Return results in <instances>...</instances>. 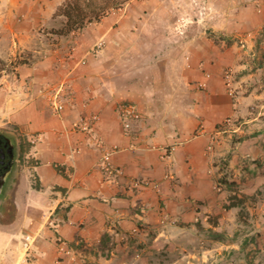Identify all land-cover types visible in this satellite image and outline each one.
<instances>
[{"label":"crops","instance_id":"1","mask_svg":"<svg viewBox=\"0 0 264 264\" xmlns=\"http://www.w3.org/2000/svg\"><path fill=\"white\" fill-rule=\"evenodd\" d=\"M224 1L217 3L225 5ZM258 1V5L263 4V17L264 1ZM32 2V11L25 15L34 17L35 28L50 20L57 0ZM253 2L246 1L240 13L253 12ZM19 5L16 8L25 10L24 4ZM14 8L0 7L1 30H13ZM162 8L151 7L156 13L163 12ZM128 12L134 15L137 8L131 5ZM101 24L99 28L108 31L114 26ZM157 26L128 19L119 22V29L124 31ZM224 26L215 25L213 30ZM90 42L87 39L85 45ZM191 42L187 39L185 47L191 48ZM199 45L200 50H190V60L200 58L216 66L211 65L214 68L208 90L194 93V101L192 89L185 85L181 90L174 84L155 86L145 93L142 84L118 72L114 63L123 54L107 52L88 57L85 66L72 68V87L59 113L46 99L48 91L39 93L40 89L29 87L28 100L17 104L9 120L21 124L33 138L27 155L33 158L31 169L36 184L17 182L11 196L4 199L9 208L4 210L6 218L0 219V264H126L122 257L129 251L140 250L139 256L147 257L157 250L160 237L168 231L184 234L185 228L194 229L193 223L180 225L176 223L179 220L188 224L202 212L220 214L217 226L207 227L218 235L224 234V220L228 225V221L235 224V206L226 211L231 217L233 214V219L221 214L226 191L218 193L214 182L223 174L221 180L240 183L245 172L237 177L236 163L251 156L254 162L246 169L250 176H246L247 184L251 185L247 190L258 186L264 189V54H253V66L241 70L248 66L240 62L241 53L209 50L207 39H201ZM124 61L118 65L123 66ZM231 61L237 70L234 100L224 94L217 69L218 63ZM45 77L50 78L48 71ZM186 77L190 78V74L184 72V82ZM120 100L134 101L143 115L133 120L129 129L123 127L118 115ZM229 114L243 120L236 124L233 134L224 137L215 133L213 150L205 153L215 126ZM199 124L205 127L203 133L177 147L169 159L161 160V143L178 135L188 136ZM230 135L234 137L228 143ZM234 138L237 140L233 142ZM112 147L116 150L110 162L116 172L111 174L103 168V155ZM224 151L228 153L227 169L219 171L217 161ZM161 221L167 226L162 227ZM25 234L34 237L27 255L22 245ZM110 238L117 242L111 250L106 246Z\"/></svg>","mask_w":264,"mask_h":264},{"label":"rangeland","instance_id":"2","mask_svg":"<svg viewBox=\"0 0 264 264\" xmlns=\"http://www.w3.org/2000/svg\"><path fill=\"white\" fill-rule=\"evenodd\" d=\"M32 1L0 0V7L7 5L14 6V10L16 9L12 17L13 30L0 29V132L11 138L15 145L12 170L0 195L1 220L6 218L4 210L9 208L4 199L11 196L14 184L23 180L32 185L36 184V177L31 169L33 158L27 155L33 143L30 139L33 138H29L21 124L9 120V113H13L15 108L19 107L17 104L28 100L29 87L40 89L39 93L48 91L46 99L53 108L55 101L64 105L65 98L68 97L67 93L72 87L69 79L72 68L76 70L80 66H85L88 57L100 56L107 52L114 56L123 54L124 57L119 59L118 56L119 60L117 59L114 63L118 66V72H123L125 77L132 79V82L142 84L145 87V93L150 90V87L174 84L178 90H181L185 85L192 89L194 101L196 96L194 93H203L208 90L209 80L212 77L211 70L214 68L211 65H215L212 62L205 63L202 59L200 61V58L192 57L190 60V50H200L201 39L208 40L209 50H218L223 54L241 53L240 62L248 64L247 68H241V70H248L253 66V54L254 57L264 54V24L262 25L264 16L262 17L263 11L260 8L263 4L258 5L257 0H250L255 2H253L254 11L248 14L240 13L248 0H226L225 5L217 3L220 0H127L109 9L98 20L92 19L91 22L87 20L84 27L66 35L53 31L65 22V17L59 14L58 9L68 0H57L50 20L46 21V24L40 22L35 28H33L34 17L25 15L31 10L29 6L33 5ZM95 2L97 6L104 7L108 0H95ZM19 3L25 5V10L20 11L16 8L20 6ZM131 5L137 8L134 15H128ZM156 5L164 6L163 12H153L151 7ZM221 18H224V22ZM126 19L154 26L160 24V26L153 29L120 30L119 22ZM101 23H110L114 26L108 31L99 28L103 26ZM218 23L225 25L224 28L213 30V26L219 25ZM28 27L33 30H28ZM87 39H91L88 46L85 45ZM187 39L192 40L191 48L185 47ZM194 42H197L196 45ZM251 42L252 44H249ZM202 46L205 47V43ZM108 47L111 50L108 51ZM120 60H125L123 66L118 65ZM234 64L232 61L220 62L217 68L220 70L218 77L222 79L224 94L232 100L237 95L235 87L237 70ZM47 71L50 78L45 77ZM226 71L231 74L230 86H227L225 81ZM184 72L187 75L190 74V78L186 77L185 82L182 78ZM42 77L45 80H42ZM126 103L135 104L131 100H120L117 103V111ZM142 117L139 111L137 120ZM228 117L231 121L224 123ZM241 120L243 119L236 118L232 114L225 116L215 126L214 136L210 135L205 153L213 150L217 140L215 133L224 137L233 134L232 130ZM204 130L205 127L199 124L188 136L178 135L170 142L161 143V160L169 159L177 147L195 139ZM233 137V135L228 137V143ZM235 140L237 139L234 138L233 142ZM20 143L27 149L22 156L19 154ZM227 160L228 153L224 151L218 157L219 171L227 169ZM253 162L251 156H246L236 163L239 171L237 177L242 174V171L245 172V176H241L240 183L230 182L233 183L230 187L229 182L220 179L223 174L215 177V190L218 193L222 190L226 191L224 196L226 202L224 201L221 214L224 212L233 219V214L231 217L227 213L230 209L227 205L231 203L229 197L235 195V203L238 199L243 200V203L239 204L240 207L233 209L235 224L228 221V225L227 220H224L223 235L212 232L213 228L210 230L207 228L217 226L220 214H203L202 212L188 224L187 221H177V224L185 226L193 223L194 229L185 228L184 234L168 231V234L160 237L158 248L153 254L143 258L139 256L140 250H133L122 259H125L126 264H142V262L144 264H247L248 262L264 264V189L258 186L256 190H247L251 185L247 184L249 179L246 178L248 176L246 169H249ZM231 172L233 173L232 170ZM193 204L199 203L194 201ZM205 215H207L206 219ZM160 224L162 227L167 226L166 222L161 221ZM142 241L140 243H143ZM115 244L117 242L111 238L107 239L106 246L110 247V250Z\"/></svg>","mask_w":264,"mask_h":264},{"label":"trees","instance_id":"3","mask_svg":"<svg viewBox=\"0 0 264 264\" xmlns=\"http://www.w3.org/2000/svg\"><path fill=\"white\" fill-rule=\"evenodd\" d=\"M124 1L127 0H108V2L104 4V7L103 6L99 7L97 6L95 0H68L58 9L59 14L65 17V22L62 24L60 28L55 29L53 32L60 35H66L72 31L81 29L82 27H84L87 20L89 22H91L92 19L98 20V18H100L103 14H105L109 9H113L117 7L118 5L122 4ZM0 137L4 138L5 134L0 132ZM26 150L27 149L25 145L20 143L19 144L20 156H22L26 152ZM229 185H233V183H229ZM229 200L231 203L227 205L228 208L234 206L240 207L239 204L243 203L242 199H238V201L235 203L234 202V200H236L235 195H231L229 197ZM104 236L106 237L107 235ZM247 264H257V263L248 262Z\"/></svg>","mask_w":264,"mask_h":264},{"label":"built area","instance_id":"4","mask_svg":"<svg viewBox=\"0 0 264 264\" xmlns=\"http://www.w3.org/2000/svg\"><path fill=\"white\" fill-rule=\"evenodd\" d=\"M230 79H231V74L229 71H226L225 72V81L227 83V86H230ZM231 91L232 90H230V92ZM63 108H64V105L62 103H60L58 101L54 102V110L56 113H59ZM118 115H119L120 120L123 124V127L125 129H129L131 127V122L133 120H136L139 118V111H138L135 104L126 103V104L121 106V108L118 111ZM230 121H231V118L228 117L224 121V123H229ZM114 150H116V147H112L111 149L106 151L103 155V168L111 174L113 172H116V169L112 166V164L110 162V157H111ZM33 241H34V237L32 235H30V234L24 235L22 245H23V248H24L26 255L29 252V250L31 249V245L33 244Z\"/></svg>","mask_w":264,"mask_h":264},{"label":"water","instance_id":"5","mask_svg":"<svg viewBox=\"0 0 264 264\" xmlns=\"http://www.w3.org/2000/svg\"><path fill=\"white\" fill-rule=\"evenodd\" d=\"M7 141V155L10 158V160L8 161L7 166L5 167V170L0 174V194L3 190L4 184L9 176V174L11 173L12 170V166H13V161H14V144L11 138L6 137L5 138ZM5 156V154H3Z\"/></svg>","mask_w":264,"mask_h":264},{"label":"flooded vegetation","instance_id":"6","mask_svg":"<svg viewBox=\"0 0 264 264\" xmlns=\"http://www.w3.org/2000/svg\"><path fill=\"white\" fill-rule=\"evenodd\" d=\"M6 137H7L6 135L4 138L0 137V174L5 170V167L7 166L8 161L10 160V158L8 157L7 152H6L7 148H8L7 141L5 139ZM13 150H14V148H13ZM3 154H5V156ZM14 155H15V150H14ZM4 186H5V184H4ZM3 189H4V187H3Z\"/></svg>","mask_w":264,"mask_h":264}]
</instances>
